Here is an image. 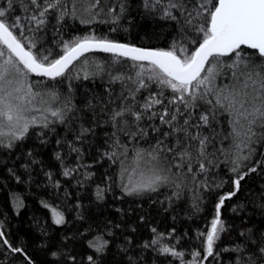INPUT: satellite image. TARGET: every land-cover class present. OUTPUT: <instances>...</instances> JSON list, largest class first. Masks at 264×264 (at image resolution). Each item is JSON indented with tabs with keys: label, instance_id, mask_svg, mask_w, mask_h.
<instances>
[{
	"label": "trees",
	"instance_id": "trees-1",
	"mask_svg": "<svg viewBox=\"0 0 264 264\" xmlns=\"http://www.w3.org/2000/svg\"><path fill=\"white\" fill-rule=\"evenodd\" d=\"M64 2L69 14L57 20V13H51L39 31L27 24L30 13L24 9L32 7L29 0H13L9 12L10 19L20 16L27 25L23 42L35 43L42 54L50 53L49 59L62 55L65 43L71 45L85 36L154 49H168L174 41L189 51L196 47L181 39L182 18L180 23L164 18L162 6L145 8L143 0H100L97 9H89L91 0ZM121 3L125 11L113 23L115 14L109 8L114 6L119 12ZM73 4L75 17L71 15ZM0 7H7L6 0H0ZM187 35L197 38L193 32ZM245 52L257 60L253 50ZM133 63L90 53L54 80L29 74L33 90L40 95L25 106L28 120L34 117L36 124H30L28 133L13 141L12 147L0 145V231L4 233L0 264H90L88 256L94 264H237L239 257L249 254V230L252 240L264 243V139L253 138L255 142L237 148L231 137L225 139L231 128L226 113L217 114L214 133L200 129L214 136V147L209 149L215 153L210 157L214 166L208 173H198L195 163L193 173L186 167L179 174L175 167L169 171L172 153L161 152L160 166L165 171L159 174L169 177L168 182L156 191L129 194L126 190L146 183L154 174L139 160L138 151H150L157 140L163 141L165 149L175 145V135H162L171 131L159 120L162 105L152 109L156 116L145 114L138 122L127 114L123 118L127 125L111 119L121 108L143 112L146 98L161 91L154 82L134 91L138 69ZM148 75L145 71L144 77ZM117 76L121 79L114 80ZM215 83L223 87L230 78L221 75ZM163 91L165 97L172 95L168 89ZM51 111H60L63 119ZM134 132H138L135 137ZM9 139L3 138L5 143ZM237 157L241 158L239 168L233 172ZM253 167L256 171H249ZM244 173L236 190L233 181ZM98 190H103L100 196ZM230 191L236 195L220 209L224 231L219 232L213 254L208 256L206 233L216 215L215 205ZM53 209L62 214L63 223H55ZM153 240L157 243L145 247ZM96 244H104L102 250L97 251ZM9 245L23 252H13ZM237 246L243 250L234 251ZM163 247L183 256L163 253ZM197 252L200 255L194 256Z\"/></svg>",
	"mask_w": 264,
	"mask_h": 264
},
{
	"label": "snow or ice",
	"instance_id": "snow-or-ice-1",
	"mask_svg": "<svg viewBox=\"0 0 264 264\" xmlns=\"http://www.w3.org/2000/svg\"><path fill=\"white\" fill-rule=\"evenodd\" d=\"M6 3V8L0 7V145L12 147L13 141L23 139L28 133L30 124H36L34 117L29 121L24 116L28 110L25 105H31L33 99L40 95L33 90L29 74L54 80L64 76L73 61L93 50L112 53L117 58H127L134 62L132 67L138 69L135 81L137 88L134 91L149 87V82H154L161 88L159 93H151L146 98L142 105L143 112L121 108L112 114L111 119L115 122L123 121L127 125L128 121L123 119L127 114L138 122L145 114L156 116L157 112L152 109L156 105H162L159 120L171 129L162 135H175L174 146L165 149L163 141L157 140L155 145L150 146V151L142 149L137 152L139 160L144 161L154 174L146 183L126 189L129 194L143 190L156 191L161 183L168 182L169 177L159 174L165 171L160 166L161 152L172 153L167 169L169 171L175 167L179 174V170L186 167L188 173H193L195 163L198 173H208L214 166L210 157L215 153L209 151L210 147H214V136L206 135L200 129L209 128L214 133L213 124L217 120V114L228 115L231 128L225 139L231 137L237 148L242 143L247 146L255 142L253 138L264 139V0H143L145 8L162 6L164 18L178 23L182 18L179 29L181 39L196 45L194 50L189 51L184 44L177 46L176 41L168 49H154L85 36L71 45L65 43L63 54L54 59H49L50 53L42 54L35 43L26 45L23 42V31L27 25L21 23L20 16L10 19L13 0H6ZM29 3L32 7L24 9L30 13L26 17L27 24L34 25L37 31L47 23L51 13H57V20L69 14L64 0H29ZM99 4L100 0H91L89 9H97ZM124 11L122 3L119 5V12L116 7H110L109 12L115 14L112 22H118ZM71 15H76L75 4ZM96 15H99V11ZM28 30L32 31V28ZM188 32L195 33L197 38L190 39ZM245 49L253 50L257 60H253ZM145 71L149 73L146 78ZM221 75L230 78V83L223 87L215 83ZM119 79L120 76L114 78ZM163 89L170 90L172 95L165 97ZM13 100L18 103L14 104ZM169 105L172 106L171 109ZM51 115L63 119L60 111H51ZM4 120L7 121L6 124ZM137 128L139 132H143L138 124ZM257 129L260 130L259 136ZM136 135L138 132L132 133L133 137ZM4 137L10 138L7 143L4 142ZM177 148L179 151H176ZM164 159L167 160L168 156L165 155ZM239 159L241 158L237 157L233 161L237 165L232 168L233 172L238 171ZM249 171L255 172L256 168ZM64 175H69V170ZM245 175L247 173L239 175L233 181L236 190H239ZM102 191L98 190L97 195L100 196ZM235 195L236 191H230L215 205L216 215L206 233L208 256L213 254V245L219 239V232L224 231L220 209L226 200ZM53 214L56 217L55 223L64 222L61 213L53 209ZM249 233L246 238L249 254L239 257L237 264H264V243H256L251 239V230ZM241 236H244L243 232ZM3 237L4 233L0 231V238ZM3 243L7 245L8 240L3 239ZM156 243L157 240H153L145 247ZM104 244H96L97 251L102 250ZM11 250L23 252L21 248ZM233 250L241 252L243 249L237 246ZM161 251L173 256H183V253L174 252L169 247H163ZM52 255L56 256L57 253L53 252ZM193 255L199 256L200 253ZM69 259L74 261L75 257ZM87 259L90 264H94L92 256Z\"/></svg>",
	"mask_w": 264,
	"mask_h": 264
},
{
	"label": "water",
	"instance_id": "water-1",
	"mask_svg": "<svg viewBox=\"0 0 264 264\" xmlns=\"http://www.w3.org/2000/svg\"><path fill=\"white\" fill-rule=\"evenodd\" d=\"M250 50V49H249ZM90 53H99V54H105V55H109V56H114L112 53H105V52H102V51H99V50H93V51H89V52H86V53H84V55H86V54H90ZM83 55V56H84ZM82 57V56H81ZM81 57H79V58H81ZM115 57V56H114ZM123 59H126V60H128L127 58H123ZM78 60V59H77ZM77 60H75V61H77ZM75 61H73V63L75 62ZM72 63V64H73ZM72 64L69 66V68L72 66ZM32 77H34V78H43V79H46V80H52L51 78H46V77H38V76H35L34 74H30Z\"/></svg>",
	"mask_w": 264,
	"mask_h": 264
},
{
	"label": "rangeland",
	"instance_id": "rangeland-1",
	"mask_svg": "<svg viewBox=\"0 0 264 264\" xmlns=\"http://www.w3.org/2000/svg\"><path fill=\"white\" fill-rule=\"evenodd\" d=\"M12 102H13L14 104H15V103H18V101H15V100H13ZM25 107H26V106H25ZM24 116H25L26 119H28V116H29V115H28V110L24 113ZM4 122L7 123L6 120H4Z\"/></svg>",
	"mask_w": 264,
	"mask_h": 264
}]
</instances>
